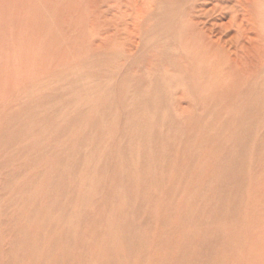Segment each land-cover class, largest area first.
<instances>
[{
  "label": "rangeland",
  "instance_id": "374dc122",
  "mask_svg": "<svg viewBox=\"0 0 264 264\" xmlns=\"http://www.w3.org/2000/svg\"><path fill=\"white\" fill-rule=\"evenodd\" d=\"M109 2L104 6L113 24L108 32V44L124 52L122 38L132 30V19L137 12L131 8L132 0ZM142 8L148 12L153 10L149 2ZM110 10L115 13L113 17ZM88 13L91 16L97 10ZM60 14L68 19L69 12L65 8ZM91 22L89 19L88 24ZM61 26L67 31L70 24L64 21ZM97 31L86 33L93 43L79 45L82 51L89 49L91 63L81 64L77 70L78 60L71 59L61 65L69 75L64 74L54 84L38 87L41 91L36 92V100L49 99L52 103L40 104L42 122L30 120L28 158L20 154L9 166L10 153L6 147L0 151V182L7 181L5 185L0 183V255L8 247L5 238L14 237V244L19 251L25 250L31 264H252L256 231L262 235L260 242H264V206L252 211L256 205L253 206L249 195L253 189L248 183L252 178L249 169L245 170L246 182L240 183L238 196L236 166L237 150L241 146L245 149L252 139L250 132L239 136L240 124L250 125L251 122L246 118L244 107L258 97L261 82L236 76L227 78L226 82L232 79L234 82L227 84V91L221 89L228 101L218 102L213 107L211 97L200 88L188 91L187 94H195L194 103L184 117L190 121L189 127L194 129L196 139L187 142L181 136L173 143L177 147L187 142L193 147L188 157L183 158L181 153L174 154L169 149L171 131L165 124L157 119L145 122L152 129V135L156 131L163 132L161 150L168 155L170 168L162 169L159 164H153L155 157L150 153L149 136L139 137L134 133L131 138H122L127 111L123 96L134 95L130 88L135 66L145 60L155 63V68L145 71V76L139 79L147 84L144 92H151L152 81L158 80L170 96L176 97L187 91L191 78L175 75L157 63L158 34L155 36L153 31L137 35L139 45L128 42L129 39L124 41L128 42L126 50H132V56L139 57L132 66L126 56L118 60L116 54L111 63L105 64L98 55L110 48L98 46L105 29ZM120 32L113 43L112 34ZM126 70H129V78L124 80ZM236 81L240 86L238 96ZM89 83L111 88V121L94 122L96 112L88 108L83 111L86 118L79 119L80 123H71L68 119L69 113L82 108L77 98ZM50 92H54V97H49ZM140 107L133 105L132 111L150 114V108L142 111ZM185 118L180 120L182 125ZM6 119V113H0V127L5 125ZM200 127L207 132V139L200 138ZM120 147L125 150L122 155ZM141 148L147 150V166H144L145 156L138 153ZM214 152L215 157L211 155ZM250 153L254 161L248 157L247 164L258 163L253 148ZM259 161H264V155ZM121 162L126 163L125 166ZM129 166L131 173L126 168ZM179 168H183L182 171ZM238 170L244 174V167ZM126 172L130 176L128 182H125L129 177ZM26 179L28 188L23 190ZM2 194L5 199H1ZM123 230L130 235L129 242L118 244L117 238ZM109 241L115 245L114 250L105 251Z\"/></svg>",
  "mask_w": 264,
  "mask_h": 264
},
{
  "label": "bare ground",
  "instance_id": "6f19581e",
  "mask_svg": "<svg viewBox=\"0 0 264 264\" xmlns=\"http://www.w3.org/2000/svg\"><path fill=\"white\" fill-rule=\"evenodd\" d=\"M109 1L0 0V113L5 112L7 115L5 125L0 127V141H2L0 151L2 152L6 147V151L10 153L8 165L15 163L20 154L28 158L30 120L38 119V122H42L43 107L40 104L52 103L49 99L36 100V92L41 91L37 90L38 87L54 84L64 74L69 75L61 68V65L71 59L78 60L77 70L81 64H89L93 61L87 52L89 49L82 51V46L79 47L82 43L87 46L93 43L90 40L91 36L86 34L88 31L97 33V29H105L102 34L103 39L98 46H106L110 49L106 52L101 51L98 55L99 60L105 61V64L111 63L112 57L116 54L118 60H124L126 56L131 66L139 57L132 56V50H126L128 42L138 44L137 35L140 37L141 33L153 31L155 36L158 34V42L155 45L157 63L165 70H172L175 75L191 79L188 82L187 91L176 97L170 96L164 84L158 80L152 81L154 89L151 92H144L143 89L147 84H142L139 79L145 76V71L153 69L155 63H148V60H145L140 66L136 65L135 76L132 77L134 81L130 88L134 91V95L130 98L123 96L127 111L122 138H131L134 133L139 137L149 136L152 142L150 153L155 157L153 164H159L158 166L162 169L170 168L168 155L161 150L160 137L163 132L156 131L152 135V129L145 122L157 119L158 122L165 124L171 131L168 135L172 138L169 149L173 150L174 154L181 153L183 158L188 157L187 154L193 147H190L187 142L189 140L193 142L196 139L194 129L189 127L190 121L184 117L187 116L186 110L191 108L195 96L193 92L187 94L188 91H198L200 88V91L206 92L208 97H211L210 105L213 107L218 102L228 101V96L223 95L221 89H225L227 84L234 82L233 79L226 82L227 78L236 76L250 82H261V88L258 87L257 90L258 97L244 107L246 118L251 121L250 125L243 122L239 127V136L250 132L252 139L245 149L241 146L237 150L236 173L239 189L236 193L238 196L241 194L240 183L246 182L245 170L249 169L252 178L248 180V183H251L254 189L249 195L253 206L256 205L252 211L263 207L264 161L260 162L259 158L264 155V0H142L141 3L132 0L131 8L136 10L137 15L132 19V30L123 35L124 52L108 44V32L110 27L113 28V24L104 6L107 7L108 3H111ZM146 2L152 6V11L148 12L142 8ZM64 8L69 12L66 20L60 14ZM92 9H96L97 13L89 16L88 12ZM109 12L113 17L114 11ZM89 19L92 22L88 24ZM64 21L70 24L67 31L61 26ZM121 33L116 35L113 33L111 41L115 43ZM125 40H128L126 44ZM169 49L171 52H168ZM118 67L119 64L116 66V71L119 73ZM128 73L129 70L124 72V80L129 78ZM80 74L84 75L83 72ZM102 75L104 76V73ZM99 86L95 87L89 83L83 88L77 98L82 108L69 113L68 119L71 123L78 124L80 120H85L83 111L87 108L96 112L94 122L111 121L110 117L113 113L111 88L105 89ZM232 88L234 89V85ZM239 88L236 81V96L239 94ZM53 95H55L54 92H50L49 97L52 98ZM18 101L22 103L20 106L15 104ZM133 105L137 108L142 106L140 107L142 111L143 108L147 110L150 108L151 112L150 114L148 111L133 112ZM181 118H185L184 125L180 123ZM199 131L202 133L200 138L207 139V132L203 131L202 127ZM181 136L185 137L187 142L176 147L173 144L176 143L174 140ZM241 141L245 140L241 139ZM250 148H253L254 158L255 161L258 159V163L247 164L248 157L254 161ZM120 150L119 153L122 155L125 150L123 147H120ZM138 153L145 156L143 157L144 166H147L149 162L146 159L147 150L141 148ZM211 155L215 157L217 153L214 152ZM121 163L124 166L126 164ZM243 167L244 174L238 170H242ZM126 168L128 173H131V170H128L130 166ZM175 169L178 170V167ZM179 169L182 171L183 168ZM257 173L263 178H260ZM146 180L147 177L144 181ZM128 181L130 176L125 178V182ZM0 183L5 185L7 181L2 179ZM27 184L26 179L23 190L28 188ZM2 195L1 199H5L6 196ZM13 203H17V200ZM129 236L128 232L123 230L117 238L118 244H122L121 241L123 243L128 241ZM260 237L262 235L256 231L251 251L252 264H264V242H260ZM6 240L8 247L0 255V264H31L25 250L19 251L14 244V237L11 239L6 237ZM114 247L115 245L109 241L104 250H114Z\"/></svg>",
  "mask_w": 264,
  "mask_h": 264
}]
</instances>
